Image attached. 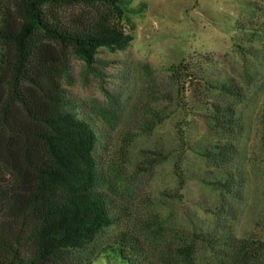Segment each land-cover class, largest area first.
I'll list each match as a JSON object with an SVG mask.
<instances>
[{"label":"rangeland","instance_id":"374dc122","mask_svg":"<svg viewBox=\"0 0 264 264\" xmlns=\"http://www.w3.org/2000/svg\"><path fill=\"white\" fill-rule=\"evenodd\" d=\"M140 2L146 7L132 16L130 45L100 49L98 77L73 59L65 85L77 111L94 120L104 158L126 131H136L152 90L156 107L165 111L129 148L114 199L121 221L104 234L133 231L147 249L164 255L188 242L196 248L195 264H264V0H131ZM180 62L193 80L182 76L175 84L168 67ZM143 63L153 69L149 78ZM220 83L240 91L231 100L243 126L235 186L225 193L211 185L219 171L199 155L211 140L205 117L221 98ZM143 150L167 158L148 167ZM92 264L127 263L112 250Z\"/></svg>","mask_w":264,"mask_h":264},{"label":"trees","instance_id":"16d2710c","mask_svg":"<svg viewBox=\"0 0 264 264\" xmlns=\"http://www.w3.org/2000/svg\"><path fill=\"white\" fill-rule=\"evenodd\" d=\"M2 4L0 264H92L112 250L127 264H195L196 248L188 242L164 255L147 249L133 231L109 238L104 234L121 221L114 199L125 180L132 142L163 120L164 108L154 102L156 91L140 108L136 131H126L104 158L94 120L77 111L65 87L71 82L73 59L83 61L98 77L100 49L123 51L130 45L136 28L132 16L143 13L145 3L6 0ZM235 48L244 54L242 46ZM142 68L148 78L152 76L148 63ZM168 71L175 84L182 82V76L193 80L184 62ZM235 86L217 87L221 98L205 117L211 140L199 151L219 171L211 185L224 193L235 186L233 166L243 131L231 100L240 94ZM143 152L148 167L167 158L162 151ZM231 264L248 263L235 259Z\"/></svg>","mask_w":264,"mask_h":264}]
</instances>
